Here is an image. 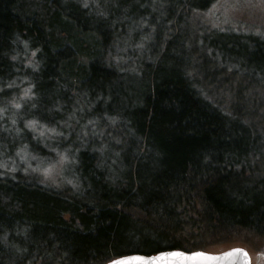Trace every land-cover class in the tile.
Segmentation results:
<instances>
[{"label":"trees","instance_id":"obj_1","mask_svg":"<svg viewBox=\"0 0 264 264\" xmlns=\"http://www.w3.org/2000/svg\"><path fill=\"white\" fill-rule=\"evenodd\" d=\"M217 1L0 0V105L28 92L0 264L264 245V33L210 25ZM42 153L61 187L33 176Z\"/></svg>","mask_w":264,"mask_h":264},{"label":"rangeland","instance_id":"obj_2","mask_svg":"<svg viewBox=\"0 0 264 264\" xmlns=\"http://www.w3.org/2000/svg\"><path fill=\"white\" fill-rule=\"evenodd\" d=\"M206 22L213 27H219L221 29L231 28L232 30L242 31H253L255 33H264V0H218L215 2L209 11L207 12ZM27 90H20L17 95L13 98L7 99L3 104L0 105V171H14V165L11 161H6L4 150L7 149V145L11 144L12 141L16 143L19 139V130L16 128V119L20 110L24 106L25 100L27 99ZM19 107H16V105ZM35 123L24 124V128L32 131H41L36 129ZM38 128V127H37ZM43 134V133H41ZM30 148V146H29ZM20 152L21 150L18 149ZM16 152L13 156L18 159L22 166L19 167V171L25 174V166H29V161L25 160L22 154ZM42 158L47 161H39L34 165L33 176L39 178V183L48 188L61 187L63 180L62 178V165L64 159L61 155L45 156L42 153ZM53 156H56L53 158ZM17 164H15L16 166ZM32 166V165H31ZM33 171V169H31ZM30 169H27V173H31ZM235 238V239H234ZM248 242L253 244V248L248 245ZM252 238H243L242 240L236 237H230L225 242L215 243L214 249L209 250L210 252L223 251L232 247L245 246L250 251L251 264H263L264 261V245H255ZM259 248L261 249V255L255 256ZM260 253V252H259ZM258 257V258H256ZM258 259H260L258 261Z\"/></svg>","mask_w":264,"mask_h":264},{"label":"water","instance_id":"obj_3","mask_svg":"<svg viewBox=\"0 0 264 264\" xmlns=\"http://www.w3.org/2000/svg\"><path fill=\"white\" fill-rule=\"evenodd\" d=\"M239 250V251H236ZM173 252H178V251H172V252H163V253H173ZM232 253V255H227L228 253ZM183 253V252H181ZM195 253H204L205 256H212L215 257L216 259L214 260H206L203 258H196L193 260H189V261H180V264H251V259L250 256L248 254V252L243 249V248H231L219 253H207V252H200V251H195V252H191V253H184L185 256H193V254ZM162 253L156 254L154 256H150V257H145V256H140V255H129V256H123V257H119L116 259H113L111 261H108L105 264H113V262L115 261H122L125 260V258L127 257H144L146 260L152 257H159ZM153 264H155V262H153ZM165 264H167V262H165Z\"/></svg>","mask_w":264,"mask_h":264},{"label":"snow or ice","instance_id":"obj_4","mask_svg":"<svg viewBox=\"0 0 264 264\" xmlns=\"http://www.w3.org/2000/svg\"><path fill=\"white\" fill-rule=\"evenodd\" d=\"M16 107H19L17 104ZM239 251V250H236ZM227 255H232V253H228ZM196 258H203L206 260H214L215 257L212 256H205L204 253H195L193 256H185L184 253L181 252H173V253H162L159 257H152L149 259H145L144 257H127L125 260L122 261H115L113 264H180V261H189Z\"/></svg>","mask_w":264,"mask_h":264},{"label":"flooded vegetation","instance_id":"obj_5","mask_svg":"<svg viewBox=\"0 0 264 264\" xmlns=\"http://www.w3.org/2000/svg\"><path fill=\"white\" fill-rule=\"evenodd\" d=\"M258 258V257H257ZM260 259H258V261H259ZM258 264V263H257ZM263 264H264V262H263Z\"/></svg>","mask_w":264,"mask_h":264}]
</instances>
